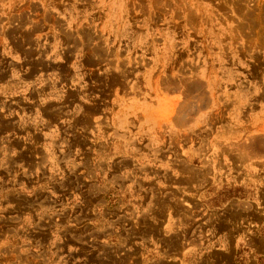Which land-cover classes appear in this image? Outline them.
I'll return each instance as SVG.
<instances>
[{"label":"rangeland","instance_id":"1","mask_svg":"<svg viewBox=\"0 0 264 264\" xmlns=\"http://www.w3.org/2000/svg\"><path fill=\"white\" fill-rule=\"evenodd\" d=\"M0 264H264V0H0Z\"/></svg>","mask_w":264,"mask_h":264}]
</instances>
